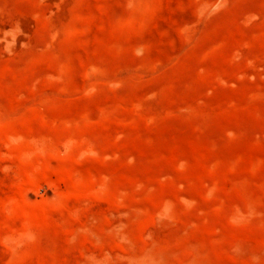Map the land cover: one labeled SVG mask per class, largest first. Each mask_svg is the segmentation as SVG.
<instances>
[{
	"label": "rangeland",
	"instance_id": "obj_1",
	"mask_svg": "<svg viewBox=\"0 0 264 264\" xmlns=\"http://www.w3.org/2000/svg\"><path fill=\"white\" fill-rule=\"evenodd\" d=\"M0 264H264V0H0Z\"/></svg>",
	"mask_w": 264,
	"mask_h": 264
}]
</instances>
